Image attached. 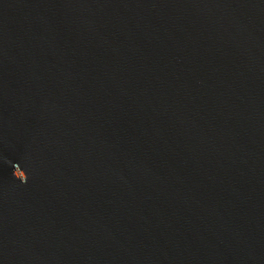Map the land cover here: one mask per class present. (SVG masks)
Wrapping results in <instances>:
<instances>
[{
	"label": "water",
	"instance_id": "95a60500",
	"mask_svg": "<svg viewBox=\"0 0 264 264\" xmlns=\"http://www.w3.org/2000/svg\"><path fill=\"white\" fill-rule=\"evenodd\" d=\"M0 264H264V0H0Z\"/></svg>",
	"mask_w": 264,
	"mask_h": 264
}]
</instances>
